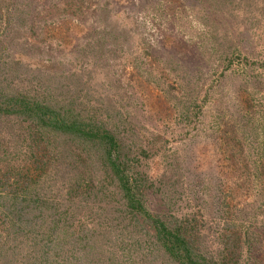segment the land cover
I'll use <instances>...</instances> for the list:
<instances>
[{
  "label": "rangeland",
  "instance_id": "rangeland-1",
  "mask_svg": "<svg viewBox=\"0 0 264 264\" xmlns=\"http://www.w3.org/2000/svg\"><path fill=\"white\" fill-rule=\"evenodd\" d=\"M7 72L16 86L36 89L37 100L63 106L77 97L83 119L104 127L101 134L134 155L145 151L126 173L145 177L146 207L161 210L165 198L168 209L170 198L175 210H199L212 253L225 221L245 228L264 221L256 171L263 151L250 147L257 131L264 140V114L255 107L264 103V0H0V77ZM97 140L89 154L83 150L82 169L101 182L96 148L104 141ZM236 152L251 168L235 164ZM26 157L10 163L24 167L32 162ZM76 169L64 167L51 181L46 175L37 187L78 180ZM252 254V263L264 264V240Z\"/></svg>",
  "mask_w": 264,
  "mask_h": 264
},
{
  "label": "trees",
  "instance_id": "trees-1",
  "mask_svg": "<svg viewBox=\"0 0 264 264\" xmlns=\"http://www.w3.org/2000/svg\"><path fill=\"white\" fill-rule=\"evenodd\" d=\"M5 75L0 77V163L8 159V165L2 174L0 169V264H255L252 251L264 240L260 233L264 221L246 228L225 221L215 230L220 247L212 253L204 241L199 210H175L170 198L168 209L165 198L161 210L146 207V185L141 180L145 177L126 173L128 163L147 156L145 151L134 155L129 146L101 134L104 127L83 119L77 97L56 106L51 100H37L36 89H28L25 82L16 86L17 80L15 85V78L7 76L10 72ZM15 75L21 78L20 73ZM45 79L44 85L56 80ZM247 101L252 109L254 98ZM255 107L264 114V103ZM128 128L133 132L126 126L122 131ZM98 138L104 141L102 148H96L104 175L101 182L82 169L89 161L84 155L97 146ZM263 141L257 131L250 147L257 155L263 151L262 163L255 169L264 180ZM232 142L244 151V141ZM242 154L231 157L235 164L240 160L251 168ZM23 156L32 162L21 168L10 163ZM64 167L71 173L82 169L78 180L64 172L66 180L57 178L59 185H49L48 192L37 187L42 177L49 175L45 179L51 181ZM104 189L109 190L105 195ZM245 252L248 262L243 263Z\"/></svg>",
  "mask_w": 264,
  "mask_h": 264
}]
</instances>
